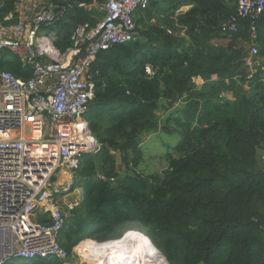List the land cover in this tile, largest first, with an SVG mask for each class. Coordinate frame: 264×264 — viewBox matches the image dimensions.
<instances>
[{
	"label": "trees",
	"instance_id": "obj_1",
	"mask_svg": "<svg viewBox=\"0 0 264 264\" xmlns=\"http://www.w3.org/2000/svg\"><path fill=\"white\" fill-rule=\"evenodd\" d=\"M17 1L0 0V23L18 22ZM90 1L42 0L58 18L43 27L59 32L55 45L62 51L72 46L75 26L103 15L80 5ZM231 14H238L237 0H151L136 12L137 38L97 54L89 68L95 97L85 119L100 148L84 154L75 171V189L84 192L73 210L64 207L59 241L68 255L82 240L103 243L135 230L168 264H264V170L258 165L264 15L238 17V31L225 34L221 27ZM223 37L227 46L215 42ZM252 44L260 65L248 77ZM0 70L24 79L33 72L10 49L0 50ZM161 114L175 118L183 138L162 172H137L144 134L167 128ZM11 264L63 262L40 257Z\"/></svg>",
	"mask_w": 264,
	"mask_h": 264
},
{
	"label": "built area",
	"instance_id": "obj_2",
	"mask_svg": "<svg viewBox=\"0 0 264 264\" xmlns=\"http://www.w3.org/2000/svg\"><path fill=\"white\" fill-rule=\"evenodd\" d=\"M150 2L81 3L87 9L98 7L103 15L95 24L75 26L73 44L65 51L55 45L59 32L43 27L55 26L56 13L40 2L29 14L20 12L17 23H0V50L16 52L33 71L24 79L0 70V264L40 257L66 261L69 256L59 241L67 214L58 197L71 195L72 177L84 154L100 148L85 119L95 97L89 68L101 50L137 38L136 12ZM237 13L222 24L223 33L238 31V17L264 15V0H237ZM259 58L252 44L245 58L248 77ZM146 70L153 74L149 66ZM76 204L70 199L65 208L71 211Z\"/></svg>",
	"mask_w": 264,
	"mask_h": 264
},
{
	"label": "rangeland",
	"instance_id": "obj_3",
	"mask_svg": "<svg viewBox=\"0 0 264 264\" xmlns=\"http://www.w3.org/2000/svg\"><path fill=\"white\" fill-rule=\"evenodd\" d=\"M160 116H162V125L164 124V126H166L167 128H161L157 132L151 134H144L143 142L140 145V149L142 150V160L139 163L138 167L135 168L137 172L147 174L162 172L168 166L167 154L169 152H175L176 145L183 138V133L180 131L177 124H175L174 117H168L169 115L166 116V114H161ZM116 157L119 172L123 173L125 171V164L122 160V156L120 154H116ZM258 165L260 169L264 170V149H261L259 151ZM72 180L74 181V184L72 185L71 195L69 193H64L58 197V199L61 201L62 206L64 207L69 201V198L78 200V198H80L81 196V193L84 192L81 188H79L78 190L76 189V191V181L74 176L72 177ZM61 186H64V184L62 183L60 187ZM76 202L78 203V201ZM82 241H80L73 248L72 253L67 257L66 261H62L63 264H93V262H90L86 258H82L76 251V247L81 244ZM94 242L99 243L96 241Z\"/></svg>",
	"mask_w": 264,
	"mask_h": 264
},
{
	"label": "bare ground",
	"instance_id": "obj_4",
	"mask_svg": "<svg viewBox=\"0 0 264 264\" xmlns=\"http://www.w3.org/2000/svg\"><path fill=\"white\" fill-rule=\"evenodd\" d=\"M76 251L93 264H167L152 241L135 230L128 231L121 239L104 243L86 239Z\"/></svg>",
	"mask_w": 264,
	"mask_h": 264
},
{
	"label": "crops",
	"instance_id": "obj_5",
	"mask_svg": "<svg viewBox=\"0 0 264 264\" xmlns=\"http://www.w3.org/2000/svg\"><path fill=\"white\" fill-rule=\"evenodd\" d=\"M39 2H40V4H42V0H18L17 1L18 10H19V12H22V14L23 13L29 14L30 13V9L34 5L39 4ZM191 7H192L191 4L186 5V6L182 7L181 10L178 11V12H186ZM215 42L217 44H220V45H223V46H227L229 44V39L226 38V37H223V38L215 39ZM196 81H197L198 85H201V83H202V79L201 78H198ZM226 95L228 97H232V94L230 92H228ZM70 199L71 200H76V199H73V198H69V200Z\"/></svg>",
	"mask_w": 264,
	"mask_h": 264
},
{
	"label": "water",
	"instance_id": "obj_6",
	"mask_svg": "<svg viewBox=\"0 0 264 264\" xmlns=\"http://www.w3.org/2000/svg\"><path fill=\"white\" fill-rule=\"evenodd\" d=\"M87 153H89V152H87ZM106 242H108V241H106ZM104 243V242H103ZM168 264V263H167Z\"/></svg>",
	"mask_w": 264,
	"mask_h": 264
}]
</instances>
